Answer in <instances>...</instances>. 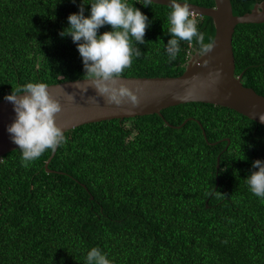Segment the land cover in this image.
<instances>
[{"label": "trees", "instance_id": "obj_1", "mask_svg": "<svg viewBox=\"0 0 264 264\" xmlns=\"http://www.w3.org/2000/svg\"><path fill=\"white\" fill-rule=\"evenodd\" d=\"M262 1L231 0L233 13ZM81 4L0 0V100L28 82L87 78L76 44L59 35ZM135 7L151 24L121 76L180 75L195 41L169 60L170 7ZM193 16L210 44L212 19ZM232 47L235 75L264 96V23L237 24ZM161 113L69 129L47 166L52 150L27 165L19 148L0 156V264H85L94 246L113 264H264V200L245 181L264 160V125L203 102Z\"/></svg>", "mask_w": 264, "mask_h": 264}, {"label": "clouds", "instance_id": "obj_2", "mask_svg": "<svg viewBox=\"0 0 264 264\" xmlns=\"http://www.w3.org/2000/svg\"><path fill=\"white\" fill-rule=\"evenodd\" d=\"M153 2L136 0L135 3L148 7ZM135 3L130 4L129 0H82L79 11L69 14L68 26L59 33L61 37H71L82 58L87 79H83L86 82L83 86L77 81L81 92L93 87L108 104L117 106L125 102L137 103L136 95L120 82V77L131 67L133 60L142 55L137 45L145 43V31L151 24ZM83 5H90L87 16ZM169 7L170 38L165 43L169 60L177 58L181 41H195L201 54L210 51L211 44L204 43V33L198 30V21L192 15L188 0H169ZM105 25H110L111 29L101 33L99 30ZM48 88L44 82H28L4 97L12 103L15 113V119L6 131L12 142L19 146L25 165L66 142L64 130L55 123V115L62 106ZM69 98L73 99V96L69 95ZM89 101L96 102L94 97H89ZM260 120L264 122V115ZM252 167L257 170L245 181L251 193L264 200V160L256 159ZM85 264H113V261L107 252L94 246L87 252Z\"/></svg>", "mask_w": 264, "mask_h": 264}, {"label": "water", "instance_id": "obj_3", "mask_svg": "<svg viewBox=\"0 0 264 264\" xmlns=\"http://www.w3.org/2000/svg\"><path fill=\"white\" fill-rule=\"evenodd\" d=\"M169 6V0H154ZM192 15H205L212 19L214 36L210 51L201 54L194 51L188 58L184 71L178 76L131 77L121 76L120 82L129 86L137 97V103L125 102L117 106L108 104L96 94L93 87L81 92L80 78L48 84V91L60 101L62 109L55 115V123L64 132L91 122L108 119H124L156 113L182 103L203 102L228 107L249 119L264 125V96L243 85L242 72L235 75V59L232 38L239 23H264V1L256 3L251 11L234 15L231 0H214L213 6H201L188 2ZM73 96V99L69 98ZM94 97L96 102H90ZM15 119L13 105L0 100V156L19 148L12 142L6 127ZM228 140V139H227ZM229 141V140H228ZM51 152L45 166L55 154ZM219 164L217 163V167ZM49 170V169H47Z\"/></svg>", "mask_w": 264, "mask_h": 264}, {"label": "rangeland", "instance_id": "obj_4", "mask_svg": "<svg viewBox=\"0 0 264 264\" xmlns=\"http://www.w3.org/2000/svg\"><path fill=\"white\" fill-rule=\"evenodd\" d=\"M193 53V52H192Z\"/></svg>", "mask_w": 264, "mask_h": 264}]
</instances>
